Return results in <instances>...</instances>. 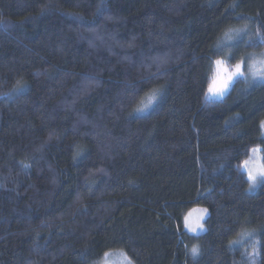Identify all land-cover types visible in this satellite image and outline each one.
Returning a JSON list of instances; mask_svg holds the SVG:
<instances>
[{
  "label": "trees",
  "instance_id": "1",
  "mask_svg": "<svg viewBox=\"0 0 264 264\" xmlns=\"http://www.w3.org/2000/svg\"><path fill=\"white\" fill-rule=\"evenodd\" d=\"M261 37L264 0H0V264H264V81L207 97Z\"/></svg>",
  "mask_w": 264,
  "mask_h": 264
},
{
  "label": "rangeland",
  "instance_id": "2",
  "mask_svg": "<svg viewBox=\"0 0 264 264\" xmlns=\"http://www.w3.org/2000/svg\"><path fill=\"white\" fill-rule=\"evenodd\" d=\"M218 60L222 61V67L223 68H227L229 70V72L234 71L235 66L230 67V66H228V63L225 60H222V59H218ZM263 60H264V51L258 55H253V56L250 55L245 61H241L240 62L241 71L244 74L241 76L235 77L233 79V81L231 82V84L229 85L228 90L222 96L221 95H214L213 93H210L208 91V95H207L208 99L214 100V101L223 100L226 97V95L228 94V92L230 91L233 84L237 80L247 78L248 69H250V74H251L252 78H254L255 76L264 77V74H261V75L254 74L256 69L264 68ZM216 61H214V63H213V71H212L213 72V80L215 78H217ZM261 81H264V79H261ZM212 83H213V81H212ZM211 86H212V84H211ZM153 101H154V99L152 96L149 98V100H147L145 102L144 106L147 105V107H148L149 105H151L153 103ZM262 129H263V133H264V126H262ZM247 161H248L247 166H245V164H244V171L247 173L248 178H249V171H251L254 175H256V181L255 182L249 179V182H250L249 191L255 192L261 186V184L264 181V176H262L260 174L261 170H264V162H263V156H262L261 151L258 149L253 150L250 158ZM204 209H206V208L195 207L187 213L185 218L188 217L189 221L197 220V218H199L201 216V210H204ZM190 213L192 214L191 217L189 216ZM207 217H208V210L206 213H204L202 215V218L198 219V223L200 225H202V227H197L195 231H192L189 226H186V219L184 218L185 231L187 233H189L190 235H194V236L202 235L205 232L204 222H205ZM98 264H134V263L123 252H112V253H108Z\"/></svg>",
  "mask_w": 264,
  "mask_h": 264
},
{
  "label": "snow or ice",
  "instance_id": "3",
  "mask_svg": "<svg viewBox=\"0 0 264 264\" xmlns=\"http://www.w3.org/2000/svg\"><path fill=\"white\" fill-rule=\"evenodd\" d=\"M261 40L264 41V37H261ZM217 65V78L213 80L212 86L209 87L208 91L210 93H213L214 95H223L227 90L233 79L237 76H241L244 73L241 71V64L236 63L234 71L229 72L227 68L222 67V61L217 60L216 61ZM221 69H224L228 74L225 76L222 72ZM264 79V77H262ZM147 107V105H145ZM262 126H264V123H262ZM248 161H245V166H247ZM260 174L264 176V170H261ZM249 179L252 181H256V175H254L251 171H249ZM207 212V209L201 210V216L199 218H202V215ZM191 213L189 216L191 217ZM194 221H189V218L186 217V226H189L192 231H195L197 227H202L198 223V219ZM194 225V226H193ZM197 250L193 249V252L195 253Z\"/></svg>",
  "mask_w": 264,
  "mask_h": 264
},
{
  "label": "clouds",
  "instance_id": "4",
  "mask_svg": "<svg viewBox=\"0 0 264 264\" xmlns=\"http://www.w3.org/2000/svg\"><path fill=\"white\" fill-rule=\"evenodd\" d=\"M221 72H222L225 76H227V74H228L224 69H221ZM254 74H256V75L264 74V68H258V69H256V71L254 72Z\"/></svg>",
  "mask_w": 264,
  "mask_h": 264
},
{
  "label": "bare ground",
  "instance_id": "5",
  "mask_svg": "<svg viewBox=\"0 0 264 264\" xmlns=\"http://www.w3.org/2000/svg\"><path fill=\"white\" fill-rule=\"evenodd\" d=\"M15 234V233H14Z\"/></svg>",
  "mask_w": 264,
  "mask_h": 264
}]
</instances>
